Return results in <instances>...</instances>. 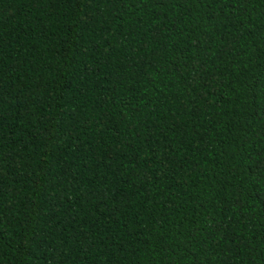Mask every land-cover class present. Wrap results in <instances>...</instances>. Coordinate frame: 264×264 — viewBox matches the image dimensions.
I'll return each instance as SVG.
<instances>
[{
  "label": "trees",
  "instance_id": "obj_1",
  "mask_svg": "<svg viewBox=\"0 0 264 264\" xmlns=\"http://www.w3.org/2000/svg\"><path fill=\"white\" fill-rule=\"evenodd\" d=\"M0 264H264V0H0Z\"/></svg>",
  "mask_w": 264,
  "mask_h": 264
}]
</instances>
